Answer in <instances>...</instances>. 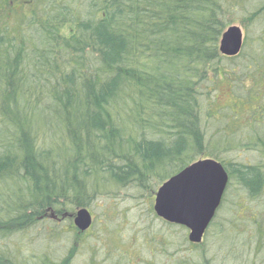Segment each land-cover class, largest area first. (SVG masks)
<instances>
[{"label":"trees","instance_id":"trees-1","mask_svg":"<svg viewBox=\"0 0 264 264\" xmlns=\"http://www.w3.org/2000/svg\"><path fill=\"white\" fill-rule=\"evenodd\" d=\"M236 23L248 37L229 58L220 41ZM239 153L255 161L233 160ZM203 159L229 175L220 209L233 189L256 205L236 199L240 217L264 209V0H0V240L22 235L34 247L23 235L32 224L65 222L79 247L75 209L153 192ZM263 215L215 238L252 233L249 261L264 264ZM183 239L191 256L179 264H211ZM146 241L173 253V238ZM251 242L231 250L235 261L245 264ZM75 250L18 262L3 249L0 264H71Z\"/></svg>","mask_w":264,"mask_h":264},{"label":"rangeland","instance_id":"rangeland-1","mask_svg":"<svg viewBox=\"0 0 264 264\" xmlns=\"http://www.w3.org/2000/svg\"><path fill=\"white\" fill-rule=\"evenodd\" d=\"M233 26L242 29L245 43L248 37L245 28L239 23ZM247 157L246 154L239 153L233 156V160L244 161L247 159V162L255 161L253 156L251 159ZM160 187H155L153 192H151L152 188L150 186L137 191H116L93 200L86 208L91 213L93 222L88 230L82 232L78 230L82 234L79 247L72 242L68 223L61 222L56 226V224L44 222L43 225L34 223L31 225L32 228L28 226L30 230L26 229L23 233L29 239L35 240L33 242L34 247H31L30 242L23 239L21 235L13 240L11 238L8 241L0 240V250L4 249L6 251L9 249L12 251V254L21 258L18 262L25 258L35 259L37 256L34 255L47 252L53 257H56V253H60L59 256L64 258L68 254L67 249L73 251L75 246L76 250L71 257V264H127L129 263L128 260L134 262V264H179V260L189 259L191 256L187 250L188 247L184 246L185 241L183 239V237L188 239L189 232L186 229L180 230L182 227L167 229L163 226L162 221L156 217L153 206L155 194ZM234 192L233 189V192L229 195L231 202L226 204L227 207L219 209L214 221L215 224L208 230L207 236L204 237L203 243H201L203 249L194 250L197 252L196 254L206 252L207 259L211 264H244L242 261H235L236 256L231 250L237 249L240 251L239 254L243 255L241 252L246 251L244 245L245 247L248 246L245 241L251 242V240L253 242H251V249L249 247V255H244L247 258L245 264H252L249 259H255L253 255L256 253V237L251 238L252 233L244 234V240V235L239 234L238 236L236 233L228 234L229 236L224 240L223 238L220 240L215 238L221 229L229 227L232 223L238 225L245 221L248 223L251 220L253 211L264 210L250 209V212L242 211L244 214L240 217L239 212L236 213L237 209L233 208V204L230 206L236 199L240 201L244 208H254L256 205L251 203L244 195H237ZM260 200V205L264 207V194ZM76 212L77 209H75ZM262 218L264 219V215ZM57 229L62 232L60 233ZM150 234L173 238L174 246L168 248V251L173 253H169V257L161 249L156 250L154 253L153 246L147 244L146 241ZM18 248L24 249L22 253L16 250ZM178 248L179 251L174 253ZM30 250L32 251L31 254H29ZM263 255L264 249L259 253L260 257ZM32 261L35 260H28L27 262L32 263ZM204 264L207 263L204 262Z\"/></svg>","mask_w":264,"mask_h":264},{"label":"water","instance_id":"water-1","mask_svg":"<svg viewBox=\"0 0 264 264\" xmlns=\"http://www.w3.org/2000/svg\"><path fill=\"white\" fill-rule=\"evenodd\" d=\"M243 47L242 29L229 27L220 41L221 54L234 58ZM228 184L229 175L221 163L212 159L198 161L158 189L154 212L163 221L186 228L189 242L199 245L223 203ZM92 221L85 208L78 210L74 217V224L81 232L88 230Z\"/></svg>","mask_w":264,"mask_h":264}]
</instances>
